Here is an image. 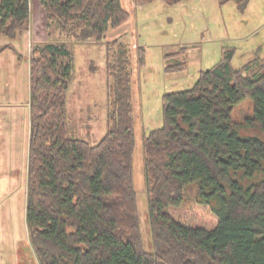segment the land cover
Wrapping results in <instances>:
<instances>
[{
	"label": "trees",
	"instance_id": "1",
	"mask_svg": "<svg viewBox=\"0 0 264 264\" xmlns=\"http://www.w3.org/2000/svg\"><path fill=\"white\" fill-rule=\"evenodd\" d=\"M248 3L239 0L242 9ZM41 4L58 41L35 48L30 59L25 218L38 263L264 264V57L254 52L238 68L235 50L226 51L191 88L164 95L163 125L140 139L147 244L135 187L138 139L127 45L106 41L104 136L95 144L72 137L68 119L75 58L67 41L106 40L110 29L129 20L128 7L123 0ZM31 17V0H0V40H10L0 42V55L18 53L12 42ZM185 50L165 54L166 72L186 68ZM144 53L140 48V63ZM246 97L253 99L252 112L237 121L234 111Z\"/></svg>",
	"mask_w": 264,
	"mask_h": 264
},
{
	"label": "rangeland",
	"instance_id": "2",
	"mask_svg": "<svg viewBox=\"0 0 264 264\" xmlns=\"http://www.w3.org/2000/svg\"><path fill=\"white\" fill-rule=\"evenodd\" d=\"M123 1L128 7L130 18L122 27L110 29L106 40L67 41L75 58V77L68 92V119L72 137L95 144L104 136L108 127L109 102L106 41L119 40L127 45L131 49L138 139L134 165L135 187L142 231L148 244L149 210L141 136H147L151 130L163 125L164 95L191 88L200 72L220 62L224 52L235 50L232 63L238 68L251 59L254 52L264 57V0H249L245 9L240 7L239 0L225 4H220L219 0H180L175 3L163 0ZM31 8L32 23L26 32L24 50L32 56L35 48L47 42H57L58 34L55 26H44L42 21L47 19L44 9L38 10L37 0L34 3L31 1ZM34 21L40 30L36 38L46 39L47 42L35 40L37 29L33 26ZM140 48L145 52L143 63H140ZM182 48H186L181 57V61L186 62V68L183 71L166 72L165 54ZM173 60L168 61L178 62V58ZM253 105L252 98H244L234 111L235 120L242 121L249 116ZM23 186L17 187L19 197L12 198L7 209L15 217L13 227L17 229L18 225L17 236L14 233L13 239L21 237V244L26 245L28 230L21 225L25 220L23 215L26 208V195L23 194L20 199L22 188L25 189ZM1 207L0 212L6 210ZM19 219L21 222L18 224Z\"/></svg>",
	"mask_w": 264,
	"mask_h": 264
},
{
	"label": "crops",
	"instance_id": "3",
	"mask_svg": "<svg viewBox=\"0 0 264 264\" xmlns=\"http://www.w3.org/2000/svg\"><path fill=\"white\" fill-rule=\"evenodd\" d=\"M31 1L34 3V0ZM37 1L38 10L43 9L41 0ZM42 22L47 27V21ZM31 23L32 21H30V26ZM33 26L38 30L35 21ZM37 30L35 40L40 43L47 42L46 39L36 38L40 33V30ZM27 31L18 38V41L12 42L21 55V59L18 53L10 50L0 55V206L6 209V212H0L2 214L0 216L2 218L0 221V264H39L31 247L29 236L26 237L28 240L25 239L28 242L26 245L21 244V237L17 240L13 239L14 233L17 236L18 225L17 229L13 227L15 217L13 212L7 209L8 203L12 202L11 199L19 197L16 192L17 187L25 186V189L22 188L20 199L23 194L26 195L28 178L31 133V54L24 50ZM45 37L46 35L43 38ZM5 38L0 42L10 41L8 37ZM23 217L25 220L21 225L27 227L25 212ZM20 222L19 219L18 224Z\"/></svg>",
	"mask_w": 264,
	"mask_h": 264
}]
</instances>
